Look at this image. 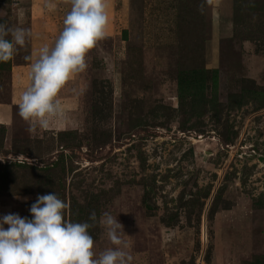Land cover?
Returning a JSON list of instances; mask_svg holds the SVG:
<instances>
[{
    "label": "rangeland",
    "instance_id": "rangeland-1",
    "mask_svg": "<svg viewBox=\"0 0 264 264\" xmlns=\"http://www.w3.org/2000/svg\"><path fill=\"white\" fill-rule=\"evenodd\" d=\"M110 2L58 126L30 133L11 104L31 35L0 62V208L31 219L56 193L72 222L109 212L131 264H264V0ZM53 4L60 25L70 5ZM31 6L0 0V24L31 33ZM89 233L97 256L114 247Z\"/></svg>",
    "mask_w": 264,
    "mask_h": 264
},
{
    "label": "clouds",
    "instance_id": "clouds-1",
    "mask_svg": "<svg viewBox=\"0 0 264 264\" xmlns=\"http://www.w3.org/2000/svg\"><path fill=\"white\" fill-rule=\"evenodd\" d=\"M70 11L54 46H42L29 73L30 84L22 91L17 107L28 131L48 130L65 118L58 95L77 74L86 71L87 53L108 36V0H63ZM54 10L56 5L48 2ZM31 33L22 27L0 24V62L13 59L17 46L23 47ZM11 39H8V37ZM19 198V197H17ZM27 200V197L24 198ZM68 204L56 193L38 195L29 211L32 218L7 214L0 218V264H131L133 257L123 239V224L109 212L99 221L95 212L88 222L65 218ZM102 227L109 247L98 256L89 229ZM9 227L5 229L4 225Z\"/></svg>",
    "mask_w": 264,
    "mask_h": 264
},
{
    "label": "crops",
    "instance_id": "crops-1",
    "mask_svg": "<svg viewBox=\"0 0 264 264\" xmlns=\"http://www.w3.org/2000/svg\"><path fill=\"white\" fill-rule=\"evenodd\" d=\"M55 2V0H52ZM51 0H32L31 6V43L29 48V57L27 63L18 64L12 67L11 70V83H12V94L11 104L17 105L19 97L27 86L30 84L29 73L31 65L35 62L38 57L39 50L42 46L47 44L49 47L54 46L55 40L58 38L59 33L63 29V23L54 24L51 21L49 9L47 10L46 3ZM60 1V0H57ZM108 10L110 9V0L108 1ZM58 21V20H56ZM37 22V23H36ZM59 22V21H58ZM55 26V27H54ZM110 26V25H109ZM110 27L108 28V30ZM39 34V35H38ZM10 104H0V123H7L8 117L10 116ZM4 112V113H3ZM7 215V211L2 207L0 208V217ZM7 229L9 226L5 224Z\"/></svg>",
    "mask_w": 264,
    "mask_h": 264
},
{
    "label": "bare ground",
    "instance_id": "bare-ground-1",
    "mask_svg": "<svg viewBox=\"0 0 264 264\" xmlns=\"http://www.w3.org/2000/svg\"><path fill=\"white\" fill-rule=\"evenodd\" d=\"M37 23V22H36ZM39 35V34H38ZM4 113V112H3Z\"/></svg>",
    "mask_w": 264,
    "mask_h": 264
}]
</instances>
